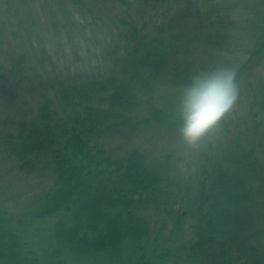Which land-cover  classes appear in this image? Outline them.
<instances>
[{"label": "trees", "instance_id": "obj_1", "mask_svg": "<svg viewBox=\"0 0 264 264\" xmlns=\"http://www.w3.org/2000/svg\"><path fill=\"white\" fill-rule=\"evenodd\" d=\"M215 54L234 111L163 142ZM5 168L25 202L0 204V264H264V0H0Z\"/></svg>", "mask_w": 264, "mask_h": 264}, {"label": "clouds", "instance_id": "obj_2", "mask_svg": "<svg viewBox=\"0 0 264 264\" xmlns=\"http://www.w3.org/2000/svg\"><path fill=\"white\" fill-rule=\"evenodd\" d=\"M239 95L234 68L220 67L195 75L183 89L178 108L182 142L198 148L234 111Z\"/></svg>", "mask_w": 264, "mask_h": 264}, {"label": "rangeland", "instance_id": "obj_3", "mask_svg": "<svg viewBox=\"0 0 264 264\" xmlns=\"http://www.w3.org/2000/svg\"><path fill=\"white\" fill-rule=\"evenodd\" d=\"M137 2V1H136ZM137 3H140V2H137ZM137 3H131V4H127L126 6H124V8H123V6H121L123 9H129V11L130 12H132L134 15H137L138 14V9L140 8V15H141V17H143V16H146L148 13H150V11H148V12H144V11H146V10H149L150 8H151V6H148V5H142V6H139ZM141 4V3H140ZM172 4V3H171ZM171 4H167L168 6H170ZM121 7H116L118 10H120L121 9ZM129 7V8H128ZM160 7H163V9H165L164 8V6L163 5H160ZM169 9H172L171 7H168V10ZM242 12V11H241ZM46 13H49V11H47ZM243 13V12H242ZM244 14V13H243ZM248 38H250V35L248 34V33H244L243 35H242V38H241V42L242 41H244V40H246V39H248ZM244 47H246V46H244ZM247 47H249V46H247ZM239 56L238 55H236L235 54V59H237ZM239 61V60H238ZM211 65H212V70L213 69H216V68H220V67H228V66H232V62H227V60L226 59H224V58H220V57H218L217 56V54H215V59L212 61V63H211ZM161 139H164L165 141H163V142H165V143H172V142H178V141H180L181 140V137H180V134H179V130H175V131H173V132H169V133H166V134H162L161 135ZM183 143V142H182ZM181 145H183V146H185V144L183 143V144H181ZM5 167V166H4ZM7 169L5 168L4 170H3V172H1L0 173V175L2 174V173H4L5 171H6ZM5 178H8V177H6L5 176ZM14 177H13V175H12V177L10 178V179H13ZM9 179V180H10ZM0 183H2V184H4L2 187H1V189H2V192H1V195H0V204H3L6 208H7V210H9L10 208H12V210H14L15 208H13V206H16V209H18L19 207H21L23 204H24V202H25V197H24V195H22L23 196V198L21 199H19L18 200V202H14L13 200H9V201H6V200H4L5 198L7 199V197L8 196H11V194L12 193H17V195H19L20 193H22V192H24L25 191V185L23 184L24 182H22V183H19V182H17V183H10V185H6L5 186V183H6V180L4 179V178H2V180L0 181ZM44 188V186H40L39 187V191L40 190H42ZM39 193V192H38ZM4 202H3V201ZM13 202V203H12ZM13 204V205H12ZM12 205V206H11ZM8 206H11V207H8ZM11 210V209H10ZM9 210V211H10ZM7 225H10V226H12L11 225V223H7ZM167 232H169V231H167ZM166 232V233H167ZM169 235V234H168ZM180 235V236H179ZM178 236V238H177V242L178 241H181V240H183L184 238H186V239H190L191 237H192V233H190L189 231H186V233H184V235H181V234H179ZM169 237H171L170 235H169ZM155 240V239H154ZM173 242V241H172ZM155 243L158 245V246H161V245H165V244H167V239H166V237H165V234H163V235H161L158 239H156L155 240ZM170 243H171V241H170ZM117 264H120V263H118V261L116 262ZM81 264H86V262L85 261H83ZM89 264V263H88ZM91 264V263H90ZM154 264H182V259L181 258H177V257H171V256H167V258H165L163 261H161L160 263H154Z\"/></svg>", "mask_w": 264, "mask_h": 264}]
</instances>
